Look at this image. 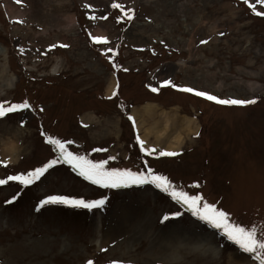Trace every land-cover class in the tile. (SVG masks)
Listing matches in <instances>:
<instances>
[{
  "label": "rangeland",
  "instance_id": "obj_1",
  "mask_svg": "<svg viewBox=\"0 0 264 264\" xmlns=\"http://www.w3.org/2000/svg\"><path fill=\"white\" fill-rule=\"evenodd\" d=\"M113 3L121 4L123 11ZM251 4L256 0H0V102L31 105L0 117V138L16 139L18 146L15 163L0 157V179L27 175L56 159L59 152L47 142L52 137L65 142L76 156L94 163L107 161L109 170L151 168L178 191L201 196L226 212L232 223L256 228L261 238L264 16H257ZM128 9L131 20L124 16ZM256 11H264V5L256 4ZM92 15L97 19H90ZM93 36L106 42L96 43ZM111 76L116 95L106 96ZM166 80L171 84L162 86ZM248 83L261 87L243 95ZM187 85L214 91L220 86V93L214 94L218 98L256 103L220 105L179 90L191 87ZM146 102L166 111L177 106L179 115L199 123L177 155L160 156L156 148H150L156 150L152 155L141 150L129 113ZM85 113L95 117L87 125L81 122ZM49 196L103 199L105 204L92 210L68 205L37 210ZM177 212L179 216L161 223L164 215ZM194 235L209 236L217 251L215 260L195 253L191 246H179L180 239ZM173 246L176 260L162 262L161 254ZM233 253L250 261L233 262ZM89 260L259 264L222 230L193 216L185 204L151 184L104 188L86 180L72 165L58 163L30 185L19 181L0 185V264Z\"/></svg>",
  "mask_w": 264,
  "mask_h": 264
},
{
  "label": "snow or ice",
  "instance_id": "obj_2",
  "mask_svg": "<svg viewBox=\"0 0 264 264\" xmlns=\"http://www.w3.org/2000/svg\"><path fill=\"white\" fill-rule=\"evenodd\" d=\"M17 3H21L22 0H16ZM245 3H248V0H244ZM256 4L264 5V0H256ZM256 4H251L249 7L257 16H264V11H256ZM86 7H91L90 5H85ZM113 8H120L123 11V7L119 3H113L111 5ZM124 16L131 20L132 9H128L124 12ZM90 19H97L95 15L89 17ZM101 19H107V17H100ZM22 22V21H21ZM223 36L224 33H219ZM93 41L96 43H104V40L101 37H92ZM202 44L207 43V41H201ZM62 47H67V45H61ZM55 47V46H53ZM109 52L113 50L108 49ZM115 67V65H114ZM171 81H164L162 86L170 85ZM175 87V85H173ZM158 89L153 88L152 91H157ZM183 92L194 93L196 96L204 97L209 101H214L220 105H251L256 103L255 99H236L228 98L221 99L215 95L209 94L204 91H198L191 87H183L179 89ZM113 95H116L113 92ZM7 102H0V117H4L8 113L17 112L22 109H28L31 105L24 101L23 103L11 104L6 106ZM131 119V117H129ZM137 140L141 146V150L146 152L148 155H152L156 152L155 149L144 148V141L140 140L137 137ZM47 142L54 145L56 150L59 152V156L56 159L49 161L43 167L36 168L34 171H30L27 175H9L7 180L0 179V185L6 184L9 181H19L21 184L30 185L34 181L40 179L41 176L58 163H67L76 168L81 176L86 180H90L93 184H98L104 188H119V187H129L131 185H145L151 184L156 188L161 189L162 191L169 193L172 199L176 200L179 203H183L188 207V210L192 213L193 216L198 217L200 220L205 221L213 228L220 229L223 231L226 237L239 245V247L246 253H252L253 259L258 261L259 264H264V233H262L261 238L257 237L256 228H246L239 224L232 223L229 220V216L226 212L218 209L214 204L206 203L203 201L201 196H190L188 193L180 190L178 191L174 188L165 176L155 174L151 168L147 169V172H133L130 170H116V169H106L105 164L107 161L100 163H94L88 160L83 156H76L73 153L69 152L66 147V143L55 139L52 137L47 138ZM67 143H71L68 141ZM160 156H175V152L161 151L159 152ZM109 159H112L110 157ZM19 195V194H18ZM16 197H13L12 200H15ZM12 200L7 203H12ZM105 200L100 199L96 201H86L84 199H72L66 196H49L48 198L40 201L39 207L43 208L47 205H68L76 208L83 209H99L103 207ZM180 213L177 212L172 215H164L161 219V223L169 221L173 216H179ZM86 264H93L91 260L87 261ZM116 264V262H113Z\"/></svg>",
  "mask_w": 264,
  "mask_h": 264
},
{
  "label": "bare ground",
  "instance_id": "obj_3",
  "mask_svg": "<svg viewBox=\"0 0 264 264\" xmlns=\"http://www.w3.org/2000/svg\"><path fill=\"white\" fill-rule=\"evenodd\" d=\"M115 78L111 76L105 86V94L112 95L115 89ZM191 86V85H187ZM198 91H204L209 94L220 93V86L214 87V90L201 88V85L191 86ZM261 85L255 83L247 84V91L243 92L246 95L248 92L256 93ZM236 94H231V97H236ZM172 108L171 111L160 109L157 104L146 102L139 107H132L129 113L134 128L139 134V139L144 141V148H156L161 151L178 152L184 144L185 138L195 134L199 128V123L193 117L186 115H179L177 113L178 107ZM94 116L90 113L81 115V122L85 125L90 124L94 120ZM16 139L4 140L0 138V157L1 161L5 163H15L18 158V146H16ZM140 145V144H139ZM128 212H124L127 214ZM207 236V235H206ZM179 246L183 248L192 247L195 253L207 255L211 259L217 258V251L215 250L214 242L209 236L194 235L188 237L186 240H179ZM177 249V248H176ZM161 261L170 263L176 260V251L173 249L169 253L161 254ZM236 255V257L234 256ZM233 262H248L250 259L244 254L233 253L230 255Z\"/></svg>",
  "mask_w": 264,
  "mask_h": 264
}]
</instances>
